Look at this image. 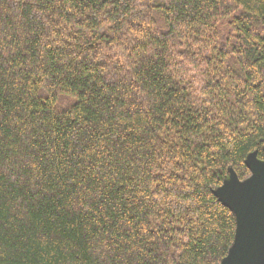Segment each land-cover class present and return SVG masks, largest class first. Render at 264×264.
Masks as SVG:
<instances>
[{"label": "trees", "instance_id": "trees-1", "mask_svg": "<svg viewBox=\"0 0 264 264\" xmlns=\"http://www.w3.org/2000/svg\"><path fill=\"white\" fill-rule=\"evenodd\" d=\"M263 146L264 0H0V264H218Z\"/></svg>", "mask_w": 264, "mask_h": 264}, {"label": "water", "instance_id": "water-1", "mask_svg": "<svg viewBox=\"0 0 264 264\" xmlns=\"http://www.w3.org/2000/svg\"><path fill=\"white\" fill-rule=\"evenodd\" d=\"M245 164L250 176L240 180L230 168L228 177L214 190L236 219L233 244L218 264H264V146L261 157L253 151Z\"/></svg>", "mask_w": 264, "mask_h": 264}]
</instances>
